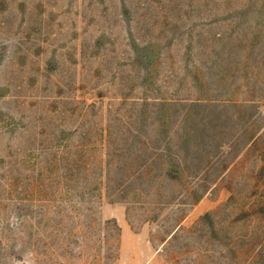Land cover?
<instances>
[{
    "label": "rangeland",
    "instance_id": "rangeland-1",
    "mask_svg": "<svg viewBox=\"0 0 264 264\" xmlns=\"http://www.w3.org/2000/svg\"><path fill=\"white\" fill-rule=\"evenodd\" d=\"M236 100H264V0H0V264H264L258 161L195 179ZM143 129L179 130L189 168L135 207Z\"/></svg>",
    "mask_w": 264,
    "mask_h": 264
},
{
    "label": "trees",
    "instance_id": "trees-1",
    "mask_svg": "<svg viewBox=\"0 0 264 264\" xmlns=\"http://www.w3.org/2000/svg\"><path fill=\"white\" fill-rule=\"evenodd\" d=\"M231 107H234L235 113L238 115V119L245 118L244 113L247 110H251L249 123L244 125L236 135L232 137L229 143L225 144L224 141L216 147L218 152L209 153L205 149H202L205 156H208L207 161L204 163V167L201 169L198 175H195V179L203 183L206 181V175L212 173L213 179L210 185L214 184L218 179L222 178L225 172L231 165L236 163L240 157L246 156L249 153L253 155V159L258 161V166L252 171V178L255 179L256 184L259 185L263 182L264 185V119L262 118L264 107V100H242L231 101ZM201 104V103H199ZM194 105V104H191ZM198 105V104H195ZM205 106V104H203ZM223 107H230L228 104L223 103ZM244 115V116H243ZM189 115H181L177 119L176 124L183 125L188 121ZM233 120V119H232ZM234 121V120H233ZM160 124L166 122V119L160 120ZM212 124L211 120H207L203 123V127L206 125L209 128ZM179 130L161 131L155 132L153 135H146V131L136 130V134H130L128 139L127 135L124 137L125 146L122 148L128 157L126 164L127 169L122 168V177L129 172L126 177V181L130 187V191L133 196V200L130 201L135 207L141 205V198L144 192L148 188V194H155L159 197L156 185H159L163 180L180 181L186 174L189 168V157L183 148L179 147L178 140H180ZM226 131H219L216 135L225 134ZM186 138L189 135L187 130L181 131ZM175 143V145H174ZM240 145L238 148L235 146ZM227 148V149H226ZM231 157L227 159V157ZM131 172L130 170L133 168ZM203 174V175H202ZM210 185H202L205 192L209 189ZM231 188V196L234 194ZM124 191V190H123ZM187 192V191H185ZM264 193V191H262ZM201 195L196 196L190 203H194L200 198ZM160 202V203H159ZM155 204L169 205L170 201H157ZM187 204V202H178L174 205L180 207ZM157 208V207H154ZM181 213V209H180ZM183 213V211H182ZM249 213L253 216L264 218V196L261 195L250 204ZM180 218L174 221V227L179 225ZM209 218V213H205L200 217L199 222H202Z\"/></svg>",
    "mask_w": 264,
    "mask_h": 264
}]
</instances>
